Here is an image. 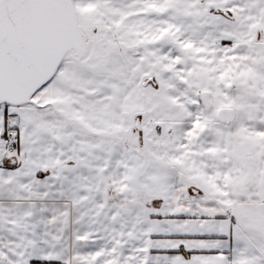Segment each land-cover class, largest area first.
<instances>
[{
    "label": "snow or ice",
    "instance_id": "obj_1",
    "mask_svg": "<svg viewBox=\"0 0 264 264\" xmlns=\"http://www.w3.org/2000/svg\"><path fill=\"white\" fill-rule=\"evenodd\" d=\"M0 264H264V0H0Z\"/></svg>",
    "mask_w": 264,
    "mask_h": 264
}]
</instances>
